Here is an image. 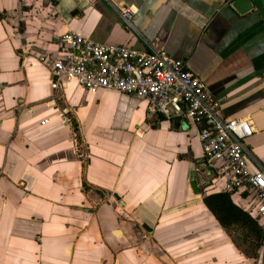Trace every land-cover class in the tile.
Returning a JSON list of instances; mask_svg holds the SVG:
<instances>
[{"label": "crops", "instance_id": "crops-1", "mask_svg": "<svg viewBox=\"0 0 264 264\" xmlns=\"http://www.w3.org/2000/svg\"><path fill=\"white\" fill-rule=\"evenodd\" d=\"M233 1L0 0V264H264L204 203L226 192L199 127L131 95L53 89L39 60L66 32L164 50L222 118L252 122L249 168L264 169V0L245 13ZM230 199L246 212L247 193Z\"/></svg>", "mask_w": 264, "mask_h": 264}, {"label": "built area", "instance_id": "built-area-1", "mask_svg": "<svg viewBox=\"0 0 264 264\" xmlns=\"http://www.w3.org/2000/svg\"><path fill=\"white\" fill-rule=\"evenodd\" d=\"M122 17H131L129 9ZM59 49L57 55L39 59L51 70L53 89L75 82L88 92L131 95L145 101L151 114L166 120L185 119L199 127L204 159L214 170L212 189L247 193L246 212L264 230V169L250 170L245 149V141L253 135L252 122L222 118L219 101L185 62L164 50L147 53L100 44L73 32L59 37Z\"/></svg>", "mask_w": 264, "mask_h": 264}, {"label": "trees", "instance_id": "trees-1", "mask_svg": "<svg viewBox=\"0 0 264 264\" xmlns=\"http://www.w3.org/2000/svg\"><path fill=\"white\" fill-rule=\"evenodd\" d=\"M232 195L231 193L210 195L204 198V203L217 222L228 232L234 230L238 234L241 233L243 242H248L246 253L253 254L255 248L264 247V230L248 213L232 203L230 199Z\"/></svg>", "mask_w": 264, "mask_h": 264}, {"label": "water", "instance_id": "water-1", "mask_svg": "<svg viewBox=\"0 0 264 264\" xmlns=\"http://www.w3.org/2000/svg\"><path fill=\"white\" fill-rule=\"evenodd\" d=\"M231 7L237 10L239 13H245L251 10V4L249 0H234Z\"/></svg>", "mask_w": 264, "mask_h": 264}, {"label": "rangeland", "instance_id": "rangeland-1", "mask_svg": "<svg viewBox=\"0 0 264 264\" xmlns=\"http://www.w3.org/2000/svg\"><path fill=\"white\" fill-rule=\"evenodd\" d=\"M230 231V230H229ZM231 232V233H230ZM229 232L230 237L238 244L241 246V248H243V250L248 251L247 249V242H243L244 240H242L241 237V233L238 234L237 232H234V230H231Z\"/></svg>", "mask_w": 264, "mask_h": 264}]
</instances>
